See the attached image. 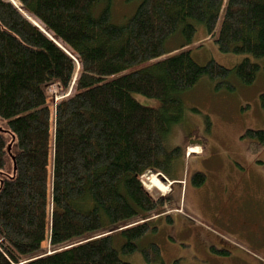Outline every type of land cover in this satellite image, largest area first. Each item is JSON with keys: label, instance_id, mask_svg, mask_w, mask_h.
I'll list each match as a JSON object with an SVG mask.
<instances>
[{"label": "trees", "instance_id": "trees-1", "mask_svg": "<svg viewBox=\"0 0 264 264\" xmlns=\"http://www.w3.org/2000/svg\"><path fill=\"white\" fill-rule=\"evenodd\" d=\"M10 1L0 0V264H131L121 255L140 249L149 219L164 211L142 175L181 177L185 148L206 140L193 130L168 147L179 94L202 76L231 86L232 77L249 84L264 74L249 57L231 68L198 64L186 47L196 23L221 51L263 59L264 0H135L119 24L114 0ZM175 33L184 42L171 53ZM51 85L63 94L52 109ZM244 136L251 152L264 148L263 130ZM204 181L192 175L193 186ZM141 250L147 264L161 260L155 243Z\"/></svg>", "mask_w": 264, "mask_h": 264}, {"label": "rangeland", "instance_id": "rangeland-1", "mask_svg": "<svg viewBox=\"0 0 264 264\" xmlns=\"http://www.w3.org/2000/svg\"><path fill=\"white\" fill-rule=\"evenodd\" d=\"M136 5L135 0L129 3L114 0L111 7L114 15L113 23H121L119 21L124 17L127 19ZM29 17L34 22L40 23L34 17ZM191 40L192 43L186 47L192 48V58L201 65L214 60L224 67L231 68L246 57L260 66L264 64V58L254 59L248 55L221 51L210 36L206 35L203 25L199 23H196V31ZM183 42L184 36L181 33H175L166 40L165 46L169 51L173 49L171 53H174L176 52L174 50ZM231 81L233 83L231 86H216V80L202 76L192 88L179 94L182 102V117L179 122L171 126L167 135V145L171 149L180 146L185 135L197 130L199 135L206 139L201 138L203 141L197 143L203 153L189 155L191 159L181 157L177 160L176 174L179 173L182 176L184 173L188 183L187 191L185 193L183 191L181 196L176 191L179 187L175 186L176 184L171 185L172 190L169 192V186L166 188L158 183L155 176L164 174L147 171L151 175H142L141 181L145 189L150 182L164 190L163 193L150 188L152 190L149 192L153 198L164 197L166 202L164 211L169 213L170 217L163 216L157 221L154 228L152 226L139 240L140 249L131 254L121 255L123 260L131 264H147L141 249L157 242L162 257L161 260H154L150 264H228L225 260L230 264H242V260H248V258L254 262L261 260L258 251L260 243H264L262 213L264 199L261 200L260 196L258 202H255L253 200L256 198L248 195L246 197L248 201L242 203L239 198L240 191L237 193L229 191L227 198H222V203L216 205L212 202V194L207 188L191 187L192 175L197 172L205 175L206 181L203 184L206 182L209 184L212 168L215 165L224 173L233 170L248 171L246 184H249L247 177L255 167L252 162L254 157L260 158L264 166V148L256 154L251 152L248 149L249 141L244 136L247 130L264 131V74L260 70L255 80L249 84L242 83L234 77ZM49 92L47 102L52 109L54 101L61 98L63 94L58 91L56 85H51ZM133 97L146 107L158 108L160 104L157 99L146 98L139 94H133ZM0 129H3V126H0ZM194 146L191 145V147ZM190 150L199 152L196 146ZM259 174L256 184L262 190L264 168ZM250 178L253 177L250 175ZM178 200L187 219L176 220L171 215L178 206ZM47 241L45 239L41 243V248L48 250ZM124 242V237L119 233L113 235L112 245L116 249H120ZM163 243L171 246L163 245Z\"/></svg>", "mask_w": 264, "mask_h": 264}, {"label": "crops", "instance_id": "crops-1", "mask_svg": "<svg viewBox=\"0 0 264 264\" xmlns=\"http://www.w3.org/2000/svg\"><path fill=\"white\" fill-rule=\"evenodd\" d=\"M252 162H254V165L258 170L255 167H253L252 171H250V175L253 178H250V175L247 177L249 184L245 183L246 176L249 173L248 171L247 172H239V171L233 170L231 172L229 171V173H224L221 171V169H219V167L217 165H215L212 168L213 171H212V176H211L209 184H207V182H206L203 185H200V186L191 185V187H193V188L199 187L200 189L207 188L209 190V192L212 194V202L215 203L216 205L222 203V198H225V197L227 198L229 191L231 193H237L240 191V197L239 198H241L242 203H245L248 201L246 198V197H248V195L254 196L256 199L253 201H255V202H258V199L260 196H261V200H263L264 199V176L262 177L263 178L262 190L257 186L256 178H257V176L260 175L259 174L260 170L263 169L264 166L262 165V161H260V158L254 157ZM205 181H206V179H205ZM239 181H240L241 185H240ZM186 186L187 185H185L184 193L187 191ZM236 187H239V188H236ZM183 189H182V187L177 188L176 191H178L179 196H181L183 194ZM178 202H179V200H178ZM172 213H171V215H173L176 218V220L187 219V216L183 211L180 212V211L175 210ZM262 213L264 215V212H262ZM161 219H162V216L155 217L153 220L150 221V224L152 223V225L155 226L156 222L161 220ZM246 220H248V219H246ZM186 221H189V220H186ZM189 222H191V221H189ZM163 245H167V244L163 243ZM167 246H171V245H167ZM260 248L264 250V243L262 245H260ZM263 259H264V257H263ZM225 262L230 264L226 260H225Z\"/></svg>", "mask_w": 264, "mask_h": 264}, {"label": "flooded vegetation", "instance_id": "flooded-vegetation-1", "mask_svg": "<svg viewBox=\"0 0 264 264\" xmlns=\"http://www.w3.org/2000/svg\"><path fill=\"white\" fill-rule=\"evenodd\" d=\"M263 243H260V245H262ZM260 245H259V251H258V254H260L261 255V260H259L258 262H254V261H252V260H250L249 258H248V260H242V264H264V259H263V257H264V250L263 249H261L260 248ZM206 248V247H205Z\"/></svg>", "mask_w": 264, "mask_h": 264}, {"label": "bare ground", "instance_id": "bare-ground-1", "mask_svg": "<svg viewBox=\"0 0 264 264\" xmlns=\"http://www.w3.org/2000/svg\"><path fill=\"white\" fill-rule=\"evenodd\" d=\"M195 149H197V148H195ZM142 182V181H141Z\"/></svg>", "mask_w": 264, "mask_h": 264}]
</instances>
